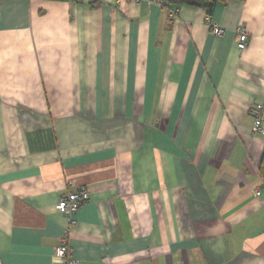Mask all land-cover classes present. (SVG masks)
I'll list each match as a JSON object with an SVG mask.
<instances>
[{"label":"crops","instance_id":"0c3cea01","mask_svg":"<svg viewBox=\"0 0 264 264\" xmlns=\"http://www.w3.org/2000/svg\"><path fill=\"white\" fill-rule=\"evenodd\" d=\"M161 2L0 0V264H264V0Z\"/></svg>","mask_w":264,"mask_h":264},{"label":"built area","instance_id":"2783aa9c","mask_svg":"<svg viewBox=\"0 0 264 264\" xmlns=\"http://www.w3.org/2000/svg\"><path fill=\"white\" fill-rule=\"evenodd\" d=\"M75 1V0H69ZM163 6V3H160ZM176 10L168 9V18L173 20L176 16ZM206 24L210 30V33L216 37L220 38L223 35V30L210 19L206 20ZM236 48L239 51H242L246 48L248 42V36L246 31L242 27H238L236 30ZM250 111L253 113V124H252V134H261L264 135V127L262 124L264 117V104L255 105L250 107ZM256 195L259 196L260 193L256 192ZM89 200V193L85 189H75L66 194V196L61 197L56 209L59 213L65 215L69 219V226H73L75 223L74 215L76 214L78 208L87 203ZM68 229L65 230L62 236L57 242L55 248L54 256L58 264H77L76 259L74 258L73 249L68 245Z\"/></svg>","mask_w":264,"mask_h":264},{"label":"trees","instance_id":"16d2710c","mask_svg":"<svg viewBox=\"0 0 264 264\" xmlns=\"http://www.w3.org/2000/svg\"><path fill=\"white\" fill-rule=\"evenodd\" d=\"M58 1V0H52ZM226 0H162L163 7H171L173 4H185L187 6H203L207 12L210 14L214 6L219 2H224ZM258 174L262 180V185L264 188V149L258 164Z\"/></svg>","mask_w":264,"mask_h":264}]
</instances>
